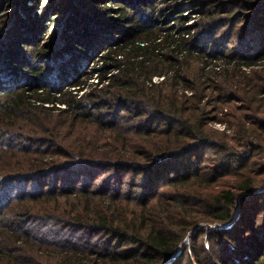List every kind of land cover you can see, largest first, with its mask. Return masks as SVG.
I'll use <instances>...</instances> for the list:
<instances>
[{"label": "trees", "instance_id": "16d2710c", "mask_svg": "<svg viewBox=\"0 0 264 264\" xmlns=\"http://www.w3.org/2000/svg\"><path fill=\"white\" fill-rule=\"evenodd\" d=\"M166 1L82 0L86 23L65 0L43 41L28 7L3 21L0 190L15 191L0 194V264H264V0L245 2L260 12L243 39L225 35L242 41L231 52L208 19L181 35L186 1ZM94 49L108 84L78 96ZM237 206L229 228H196Z\"/></svg>", "mask_w": 264, "mask_h": 264}, {"label": "rangeland", "instance_id": "374dc122", "mask_svg": "<svg viewBox=\"0 0 264 264\" xmlns=\"http://www.w3.org/2000/svg\"><path fill=\"white\" fill-rule=\"evenodd\" d=\"M71 3L75 2V6L76 8L78 7V13H77V17H78V21L81 18L83 20V18H87L91 13V10L94 11V7L90 6L89 4L82 2V0H69ZM86 1V0H84ZM186 1V5L185 8H183V13L185 14V16H187V23L186 25L189 26V30L188 32H184L183 36L185 37H190L193 34H198L199 29L195 27V22H200L204 19H208L207 22L212 24V28H214V30L216 31V35H215V39H217V41H219L221 44L225 43L226 44V40L229 39V41H227V43H232L231 45L228 46V52L234 51L235 49H237V47H239V45L241 46L242 41L239 43V40L243 39V34L246 32V30L248 29V27L251 25L250 23H252L257 15L259 14V9L257 10V12L254 13L253 15V10L251 8L250 5H246L245 2H247V0H185ZM257 0L253 1L256 2ZM100 2L106 5H109L107 0H100ZM173 0H167L166 4H162L161 6L166 7V10H169V8L167 7V3H173ZM14 3V2H12ZM256 3H260V0H258ZM264 3V2H263ZM112 4V3H111ZM207 4H209L210 6H207ZM15 6H10V5H6V6H2L0 7V32L2 31V28L4 27L5 23H3V21L7 20V15H9V19L12 17V21L13 19L17 16V13L13 14L14 8H16V6L18 7H24L26 8L27 11V7L28 9V15H35V18L37 19V27L38 29H40L41 32L45 31V36H43L41 34H38L37 31L35 33V40L36 39H40L42 38V41L46 39L47 34H49L52 31H55L59 25H61L65 18H67V15L69 14L68 12V7L70 6L69 4L65 5V0H16V4L14 3ZM25 5V6H24ZM114 5V4H112ZM62 6V7H61ZM64 6V7H63ZM68 6V7H67ZM261 6V5H260ZM61 9L62 11V16H58L57 12H59ZM68 12V13H67ZM173 10H171L169 13H172ZM209 14V16H208ZM262 14V13H260ZM92 15H90L89 17H91ZM260 16V15H259ZM258 16V17H259ZM94 17V15H93ZM92 18V17H91ZM172 18H168L166 20L163 21V25L165 26H169V25H176V22L174 23L173 20H171ZM86 23H89L90 18L85 19ZM11 21V22H12ZM10 22V23H11ZM3 23V24H2ZM250 24V25H249ZM131 25V24H130ZM249 25V26H248ZM61 28H59L60 31ZM206 29V28H204ZM134 30V29H133ZM230 31H234L236 33L234 34V38L238 37L239 40H237L236 45L233 44V39L232 36H225L227 34L230 33ZM225 32V34H224ZM135 33V32H134ZM238 33V34H237ZM163 34V33H162ZM25 34H23L22 36H24ZM177 35V34H175ZM141 44H145V43H141ZM237 46V47H236ZM222 48V47H221ZM226 48V47H225ZM95 52H93L92 57H90L88 59V61L86 62L85 58L84 59H79V62L81 64L80 69H84L85 67H87V70H90L89 74L86 75V78L84 77L83 79L84 82H82V84L80 85V89H79V95H86L88 94L90 91H92L93 89H98L102 86H105L106 84H108V81L105 80L101 85H96L95 83L97 81L98 76L97 75V69L100 68V66L103 64V57L102 54H104V51H99L97 52L96 49H94ZM165 50V49H164ZM25 55H28V52L25 50ZM61 57H59L60 59ZM58 60V57L55 59V61ZM223 66V63L221 60H209L208 59V64L206 65V68H208V70L210 69H219ZM245 70H249V68H243ZM111 70V69H109ZM116 73V71H110L109 74H114ZM107 75V76H108ZM162 76H154L153 77V81H161L162 80ZM239 104V102H238ZM58 105V104H57ZM61 106V105H60ZM261 116H264V110H262V112L259 114ZM210 126H212L214 129L220 131V132H226L228 134H231L234 131V125L231 122H223V121H212L210 123ZM27 130L26 129H21L22 133H25ZM78 132V131H76ZM69 137V134L67 135ZM74 138V136H73ZM19 143L21 142H16L15 145H19ZM35 147V145H34ZM14 188L15 186H8V188H5L4 190H0V194L3 196H7L6 197V201L11 197L13 198V194H14ZM36 189V186L34 184H29L28 185V191L34 190ZM264 191V184L261 188L257 189L255 192H262ZM1 195H0V199H1ZM4 199V198H3ZM5 201V199L3 200ZM4 203V202H3ZM239 206H237L234 211H233V218L231 221L225 222V223H218V222H205V221H201L197 224L196 228L201 229H208V228H229L231 226V223L237 219V215L239 213ZM192 230H190L189 232H191ZM250 234H247L246 237H248ZM54 237V233L53 234H49L46 236L47 239H52ZM60 239V237H59ZM184 243L189 244V237L186 235L184 240ZM182 247H180L177 251L175 256H172L171 259L175 258L176 255L180 254V252L182 251ZM44 256H46L47 254H43Z\"/></svg>", "mask_w": 264, "mask_h": 264}, {"label": "bare ground", "instance_id": "6f19581e", "mask_svg": "<svg viewBox=\"0 0 264 264\" xmlns=\"http://www.w3.org/2000/svg\"><path fill=\"white\" fill-rule=\"evenodd\" d=\"M4 78V77H3Z\"/></svg>", "mask_w": 264, "mask_h": 264}]
</instances>
